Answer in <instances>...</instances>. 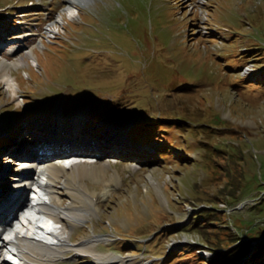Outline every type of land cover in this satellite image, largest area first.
Segmentation results:
<instances>
[{
    "label": "rangeland",
    "instance_id": "rangeland-1",
    "mask_svg": "<svg viewBox=\"0 0 264 264\" xmlns=\"http://www.w3.org/2000/svg\"><path fill=\"white\" fill-rule=\"evenodd\" d=\"M67 1L0 0V65L25 60L12 70L16 95L0 66V203L11 197L15 163L47 144L54 122L78 118L95 133L90 142L108 131L93 157L107 166L101 179L81 181L99 212L68 228L74 249L124 264H209L215 254L198 231L184 230L204 210L225 213L243 236L256 233L264 225V0H93L74 19ZM229 169L246 172V188L212 204L226 196ZM59 249L60 261H76L72 248ZM93 257L79 264H114Z\"/></svg>",
    "mask_w": 264,
    "mask_h": 264
},
{
    "label": "bare ground",
    "instance_id": "bare-ground-1",
    "mask_svg": "<svg viewBox=\"0 0 264 264\" xmlns=\"http://www.w3.org/2000/svg\"><path fill=\"white\" fill-rule=\"evenodd\" d=\"M92 1L69 0L64 11L69 18L74 19L79 15L78 10ZM22 34L24 32H20L19 37H22ZM25 35L27 37L29 33ZM38 47V49L44 47L42 40L39 41ZM32 57L33 65L37 67L39 64L34 53ZM24 61L4 60L0 65L1 77L14 95L20 86L12 70L23 66ZM75 120L80 121L81 119L76 118ZM54 123L60 124L59 121ZM61 125L64 124L61 122ZM61 130L64 129H57L55 133ZM61 143L62 141L58 145ZM66 143L74 145L70 147L71 149L78 145L76 142L72 143V140ZM48 152L43 148L37 154L36 152L29 156L25 154L23 159L15 163L19 167L17 169L19 173L14 177L12 189L9 191L11 197L0 203V264H79L85 261L83 258L91 259L92 256L97 257L100 263L124 264L125 260L121 261L118 256L107 259L95 255L90 256L86 254V251L74 249L79 247L80 243L73 244L71 238L69 240L72 236L70 230L72 231L84 222L85 213L99 212V206L97 203L95 205L97 194H91L87 186L81 184V181L88 177L101 179L107 164L97 168L93 158L84 154L79 145L76 150L70 152L62 150L57 156ZM22 153L24 155L25 151L22 150ZM69 170L71 174L59 186V179L64 177ZM30 192L40 195L39 206L35 210L30 207L32 203L29 197ZM61 194H66L71 200L66 206L60 204ZM4 222L6 226L3 227ZM96 237L95 235L83 242L95 240ZM59 246L72 248L71 252L76 261L68 263L60 261Z\"/></svg>",
    "mask_w": 264,
    "mask_h": 264
},
{
    "label": "trees",
    "instance_id": "trees-1",
    "mask_svg": "<svg viewBox=\"0 0 264 264\" xmlns=\"http://www.w3.org/2000/svg\"><path fill=\"white\" fill-rule=\"evenodd\" d=\"M243 155V153H242ZM244 156V155H243ZM227 176L229 178V186L226 187L225 197L221 199V196H216L214 198H210L212 204L227 202L231 203L238 199V195L241 190L244 192L246 188L245 177L246 172L234 173L233 170L229 169L227 171ZM242 192V193H243ZM229 193V194H228ZM200 200H205L198 198ZM256 204V203H255ZM253 210V209H252ZM240 212L239 210L234 211L233 214H237ZM220 215H226L225 213H218L216 211L204 210L202 213L197 215L190 222L189 225L185 227L184 230H193L198 231L200 234V239L204 243L203 246L211 250L215 256L210 259L209 264H235L237 260H245V264H264V240L260 243L258 240H262L264 237V225L259 227V230L255 233L249 230L245 236H243L239 230L236 232L232 230L230 227L226 226L230 221H226L225 219H221ZM230 217L231 216H227ZM228 219V218H227ZM225 221L223 225L220 227L219 231L213 229L212 225L214 223H218L221 221ZM241 220H243L241 218ZM226 224V225H225ZM235 224L239 227L241 226L239 221H235ZM241 228V227H240ZM239 228V229H240ZM243 228V227H242ZM252 232V233H251ZM256 238L257 245L252 244L251 239ZM255 242V243H256ZM193 245L190 244L187 248L182 250V254L179 255L180 259L186 257L183 253L187 251V249H192ZM227 249L224 252H221L223 249ZM204 249V248H203ZM256 249V250H254ZM221 250V251H220ZM200 257V255H197ZM177 258V261H180ZM205 260H201L197 264H205Z\"/></svg>",
    "mask_w": 264,
    "mask_h": 264
}]
</instances>
